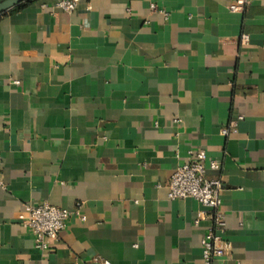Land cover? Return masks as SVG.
<instances>
[{
  "label": "crops",
  "instance_id": "0c3cea01",
  "mask_svg": "<svg viewBox=\"0 0 264 264\" xmlns=\"http://www.w3.org/2000/svg\"><path fill=\"white\" fill-rule=\"evenodd\" d=\"M56 1L0 15V264H203L208 210L166 188L200 149L212 264H264V0ZM44 202L83 220L42 252L19 214Z\"/></svg>",
  "mask_w": 264,
  "mask_h": 264
},
{
  "label": "built area",
  "instance_id": "2783aa9c",
  "mask_svg": "<svg viewBox=\"0 0 264 264\" xmlns=\"http://www.w3.org/2000/svg\"><path fill=\"white\" fill-rule=\"evenodd\" d=\"M82 0H57L54 8L70 14L75 11L77 5ZM155 10L153 4L150 5ZM236 6H230L229 10L234 12ZM248 36L241 37L242 44H246ZM17 85L18 82H13ZM241 116L232 122L228 128L221 130L223 136H227L230 129H234ZM220 169L219 163L206 156L202 149L192 154L188 161L178 165L171 173L167 182V197L169 200L192 199L208 210V219L211 221V228L201 239L202 263L212 264V262L225 255L228 248L223 239L225 231V220L221 211L220 192L223 184L219 177L209 176V172ZM81 204H76L73 211H68L59 207L40 203L37 205L25 204L23 211L19 214L21 225L28 230L33 238L34 247L45 252L49 247L57 242L60 235L65 230L67 221L71 216L83 220L81 215ZM202 214H198L193 224L198 225ZM104 264H109L104 262Z\"/></svg>",
  "mask_w": 264,
  "mask_h": 264
},
{
  "label": "water",
  "instance_id": "95a60500",
  "mask_svg": "<svg viewBox=\"0 0 264 264\" xmlns=\"http://www.w3.org/2000/svg\"><path fill=\"white\" fill-rule=\"evenodd\" d=\"M27 0H4L0 2V15L6 13L7 11L17 7Z\"/></svg>",
  "mask_w": 264,
  "mask_h": 264
},
{
  "label": "trees",
  "instance_id": "16d2710c",
  "mask_svg": "<svg viewBox=\"0 0 264 264\" xmlns=\"http://www.w3.org/2000/svg\"><path fill=\"white\" fill-rule=\"evenodd\" d=\"M1 1H3V0H1ZM25 3H26V1L23 2L22 4L18 5L15 9H18V8L22 7Z\"/></svg>",
  "mask_w": 264,
  "mask_h": 264
}]
</instances>
